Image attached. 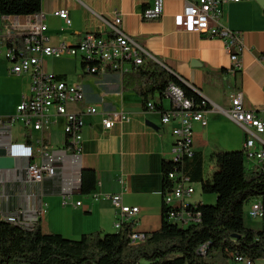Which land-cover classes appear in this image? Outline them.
Returning a JSON list of instances; mask_svg holds the SVG:
<instances>
[{
  "label": "crops",
  "instance_id": "obj_1",
  "mask_svg": "<svg viewBox=\"0 0 264 264\" xmlns=\"http://www.w3.org/2000/svg\"><path fill=\"white\" fill-rule=\"evenodd\" d=\"M152 3L153 0H42L40 14L44 15L48 27L45 37L51 46L77 43L83 35L85 38L94 32L109 34V23L121 16L122 30L146 48L150 59L198 92L209 106L204 111L207 127L199 123L193 126L195 154L202 155L208 176L215 170L212 157L239 153L231 149L238 145L241 152L246 140L245 130L229 114L232 99L242 94L244 108L264 118V8L257 0L224 6L223 27L242 33L247 45L242 56L244 69L234 72L224 42L178 29L175 16L185 11L186 3L167 2L161 19L145 21L142 13ZM59 10L68 11L70 27L54 16ZM23 21L27 23L26 19ZM4 36L5 20L0 14V37ZM10 67L3 52L0 148L26 145L32 147L34 156L29 161L15 159L13 170H0V219L19 216L27 226L40 220L44 232L70 240L95 232L113 234L118 232L114 228L118 210L105 197L121 195L124 205L140 209L134 218V230L146 234L158 231L163 223V163L172 156V131L177 125L162 124V114L174 109L171 100L156 95L151 101L157 109L146 110L135 92L123 91L122 74L109 72L85 78L82 75L77 84L83 88L85 101L70 106L69 112L79 114L86 107H96L98 114L83 117L82 160L75 165L74 155L64 148V117L57 118L42 133L27 129L21 120H16L18 107L29 95L31 77L13 75ZM46 70L49 71L47 62ZM115 113H124L129 120L106 130L103 115ZM41 138L47 140L52 161L62 163L55 178L34 183L28 179L25 167L27 162H41L37 153ZM82 169L96 173V189L88 196L82 195L79 188ZM195 185L202 189L201 184ZM192 201L204 204L202 198L193 197Z\"/></svg>",
  "mask_w": 264,
  "mask_h": 264
},
{
  "label": "built area",
  "instance_id": "obj_2",
  "mask_svg": "<svg viewBox=\"0 0 264 264\" xmlns=\"http://www.w3.org/2000/svg\"><path fill=\"white\" fill-rule=\"evenodd\" d=\"M186 3L183 13L175 16L178 29L183 33H198L210 39H218L224 42L225 49L230 55L232 70L241 72L244 69L242 56L247 51L245 37L242 33L223 27L224 6L229 3H241L250 0H153L147 7L142 18L145 21L159 20L164 15V7L167 2ZM54 16L61 19L68 27L72 25L67 10H59ZM27 20V23L23 21ZM5 36L0 37V56L3 54L10 61V72L13 75H29L31 84L29 95L23 98L18 107V117L27 129H33L42 133L51 127L59 117L66 119L65 136L70 135L74 150L73 162L78 165L82 160V129L84 116L98 114L96 107H86L79 114H71L69 107L79 105L85 101L83 88L79 84H71L60 75L49 73L46 70L47 59H60L71 56L80 58V64L84 63L83 74L100 76L109 72L120 74L128 73L135 67L141 66L145 61L151 60L150 54L144 46L127 35L122 30V17L116 16L109 23L110 33L102 34L94 32V38H84L77 43L62 42L58 46H51L45 33L48 27L44 24V15L37 14L30 17H4ZM166 97L173 104L174 109L162 114V124L177 123L173 128L174 146L171 159L182 157V154L195 156V148L189 147V137L194 136L193 126L199 123L206 128L208 125L204 111L194 110V102L186 95L185 90L176 83H171L166 91ZM206 103V102H205ZM149 110H155L151 101ZM229 114L246 134V140L242 151H247L249 161L255 162L252 171L264 172V118L255 112L246 110L243 105L242 94H237L231 103ZM129 117L124 113L103 115L102 124L106 130H111L119 122L128 121ZM37 153L41 162H27L25 171L28 179L34 183H41L46 179H53L58 175L57 167L62 162L54 163L49 151L50 147L44 138L38 142ZM10 157L16 160H30L34 156L32 147L26 145L10 144L7 147ZM174 171L169 174L172 182L171 191L164 197V204L175 209L170 214V220L180 226L196 224L201 221V213L190 210L196 190H190V178L185 175L184 181H176ZM113 206L118 210L114 228L121 231L125 224H134V218L140 213L137 207L124 205L121 195L107 196ZM68 203L64 199L63 205ZM249 215L253 220L261 221L264 225L263 202L260 199L253 200ZM81 203H77L80 206ZM11 223L27 226L21 217L9 216L3 218ZM131 243L147 240L148 234L134 229L130 234ZM240 264H252L248 259L239 258Z\"/></svg>",
  "mask_w": 264,
  "mask_h": 264
},
{
  "label": "trees",
  "instance_id": "obj_3",
  "mask_svg": "<svg viewBox=\"0 0 264 264\" xmlns=\"http://www.w3.org/2000/svg\"><path fill=\"white\" fill-rule=\"evenodd\" d=\"M41 10L42 0H0L3 17H30L40 14ZM90 35L94 38V34ZM122 77L123 91L135 92L146 110L156 95L166 96L171 83L185 90L194 102V110L209 108L200 95L155 61L147 59ZM27 138L31 143L29 134ZM71 138L68 134L65 136L66 150H74ZM194 144L195 137L193 147ZM212 161L215 170L208 176L200 153L192 159L174 162L170 158L163 163L164 197L171 191L169 174L174 171L183 172L176 173V181H184L186 175L191 181L190 188L199 183L205 194L217 196L210 210L202 202L191 205V211L201 213L199 223L180 226L172 222L170 214L175 209L163 201L162 227L148 234L145 242L132 244L129 236L133 224H125L117 233L95 232L70 240L44 232L40 220L32 226H22L0 219V264H240L239 258L255 264L264 260V228L251 229L244 221L247 204L260 199L264 205V172L248 171L242 151L215 156ZM79 179L81 194L91 195L97 186L96 173L82 169Z\"/></svg>",
  "mask_w": 264,
  "mask_h": 264
},
{
  "label": "rangeland",
  "instance_id": "obj_4",
  "mask_svg": "<svg viewBox=\"0 0 264 264\" xmlns=\"http://www.w3.org/2000/svg\"><path fill=\"white\" fill-rule=\"evenodd\" d=\"M47 66L49 68V73H53L56 75H63L68 78V82L71 84H77L80 82L83 78V70L80 64V58L75 59L74 57L71 56H65L60 59H47ZM231 152H240V147H234L231 149ZM245 164L248 169V171H252V168L255 166V162L252 161L250 162L246 157H245ZM195 190L196 194L194 196V200H197L199 198H202L204 205L210 206L215 205L217 202V196L216 195H209L205 194L203 190L201 189V186L195 185ZM251 204H247L244 209V221L246 226H248L251 229H257L261 230L264 228V225L262 224L261 221H256L253 220L250 215H249V210H250ZM255 264H264V260L257 261Z\"/></svg>",
  "mask_w": 264,
  "mask_h": 264
},
{
  "label": "water",
  "instance_id": "obj_5",
  "mask_svg": "<svg viewBox=\"0 0 264 264\" xmlns=\"http://www.w3.org/2000/svg\"><path fill=\"white\" fill-rule=\"evenodd\" d=\"M257 2L264 8V0H257ZM178 78V77H177ZM184 85L186 83L178 78ZM188 87V85H186ZM190 88V87H188ZM194 91L192 88H190ZM196 92V91H194ZM198 93V92H197ZM15 168V159L10 157V152L5 148H0V170H13Z\"/></svg>",
  "mask_w": 264,
  "mask_h": 264
},
{
  "label": "bare ground",
  "instance_id": "obj_6",
  "mask_svg": "<svg viewBox=\"0 0 264 264\" xmlns=\"http://www.w3.org/2000/svg\"><path fill=\"white\" fill-rule=\"evenodd\" d=\"M85 38H92L90 34L86 35ZM189 147H193V137H189ZM245 155V157L249 160V155L247 151H242ZM177 160L183 161L184 159H192V154H182V157H176ZM190 190H194V188H190ZM140 241H134V243H138Z\"/></svg>",
  "mask_w": 264,
  "mask_h": 264
}]
</instances>
